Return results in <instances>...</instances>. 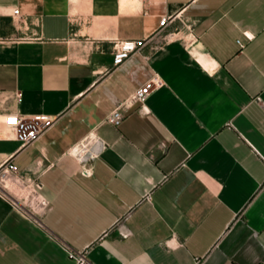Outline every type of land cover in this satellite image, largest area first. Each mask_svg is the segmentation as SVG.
Masks as SVG:
<instances>
[{"label": "crops", "instance_id": "obj_1", "mask_svg": "<svg viewBox=\"0 0 264 264\" xmlns=\"http://www.w3.org/2000/svg\"><path fill=\"white\" fill-rule=\"evenodd\" d=\"M119 40L144 45L113 66ZM153 77L148 111L111 123ZM9 113L55 122L20 149ZM87 136L105 144L90 176L72 154ZM13 154L43 163L51 208L40 225L0 193V264H264V0H0Z\"/></svg>", "mask_w": 264, "mask_h": 264}, {"label": "built area", "instance_id": "obj_2", "mask_svg": "<svg viewBox=\"0 0 264 264\" xmlns=\"http://www.w3.org/2000/svg\"><path fill=\"white\" fill-rule=\"evenodd\" d=\"M14 18H21L19 8L11 11ZM171 21L170 16H164L160 20V26H165ZM241 43V40H238ZM144 45L143 40H119L114 44L113 66L123 64L133 53L139 52ZM162 81L153 77L138 88L132 95L124 100L108 116V120L120 125L125 118V112L139 103L140 109L147 112L146 100L151 93L162 86ZM20 93H15L20 97ZM55 120L46 114H34L25 116L20 113H9L1 120V124L8 132L7 137L20 142V149L36 142L51 126ZM105 144L96 136H87L73 151V156L82 165V174L90 176L93 167L90 162L98 157L104 149ZM13 155L0 163V193L12 198L15 206L23 208L27 214L34 217L35 222L42 224L40 216L51 208V202L43 196L41 189L43 183L40 180L43 163L37 162V169L31 171H20L13 162ZM11 185V186H10ZM123 236H128L130 232H123ZM77 259L78 264H86L87 260L84 252H71Z\"/></svg>", "mask_w": 264, "mask_h": 264}, {"label": "bare ground", "instance_id": "obj_3", "mask_svg": "<svg viewBox=\"0 0 264 264\" xmlns=\"http://www.w3.org/2000/svg\"><path fill=\"white\" fill-rule=\"evenodd\" d=\"M125 3H129L130 2V0H123ZM11 186V185H10Z\"/></svg>", "mask_w": 264, "mask_h": 264}]
</instances>
